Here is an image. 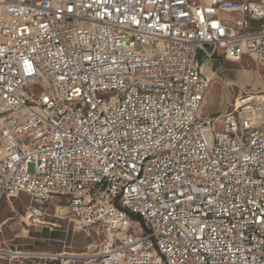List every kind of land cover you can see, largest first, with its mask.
Instances as JSON below:
<instances>
[{
	"label": "built area",
	"instance_id": "1",
	"mask_svg": "<svg viewBox=\"0 0 264 264\" xmlns=\"http://www.w3.org/2000/svg\"><path fill=\"white\" fill-rule=\"evenodd\" d=\"M219 55L264 64V0H0V200L99 264H264V88L204 117Z\"/></svg>",
	"mask_w": 264,
	"mask_h": 264
},
{
	"label": "rangeland",
	"instance_id": "2",
	"mask_svg": "<svg viewBox=\"0 0 264 264\" xmlns=\"http://www.w3.org/2000/svg\"><path fill=\"white\" fill-rule=\"evenodd\" d=\"M199 59L205 62L202 54ZM205 71L210 84L203 101L204 117L226 110L239 86L264 88V64L254 57L231 61L214 56ZM30 205L25 194L0 200V249L22 253L0 258V264H99L96 252L102 233L70 220L63 203L49 204L40 221L27 217Z\"/></svg>",
	"mask_w": 264,
	"mask_h": 264
},
{
	"label": "crops",
	"instance_id": "3",
	"mask_svg": "<svg viewBox=\"0 0 264 264\" xmlns=\"http://www.w3.org/2000/svg\"><path fill=\"white\" fill-rule=\"evenodd\" d=\"M201 2H204V3H209L211 0H199ZM228 16H231V15H224V17H228ZM234 17H236V15H233Z\"/></svg>",
	"mask_w": 264,
	"mask_h": 264
}]
</instances>
